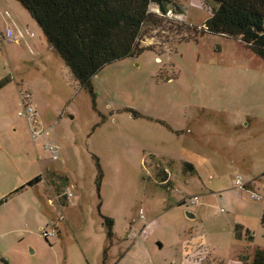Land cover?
<instances>
[{
  "label": "rangeland",
  "instance_id": "rangeland-1",
  "mask_svg": "<svg viewBox=\"0 0 264 264\" xmlns=\"http://www.w3.org/2000/svg\"><path fill=\"white\" fill-rule=\"evenodd\" d=\"M168 1L158 25L143 28L140 46L146 50L103 68L92 79L91 93L80 88L22 4L0 0L3 14L24 26L28 21V33H34L29 45L24 39L10 46L0 41V135H18L41 160L50 159L47 143L58 145L60 169L78 182L75 193L90 228L97 203L115 220L114 232L124 243L129 231L134 238L148 226L146 245L155 251L147 261L179 264L188 243L203 246L194 257L202 256L205 264H234L238 249L244 258L238 264H250L253 250H264V62L239 40L194 39V29L211 16L205 2ZM150 11L161 16L154 5ZM28 101L38 104L45 145L33 143L19 117ZM0 147L6 151L3 140ZM161 156L174 165L159 161ZM186 162L198 169L207 189L197 178L191 184L183 180ZM166 169L173 190L171 182L158 180L168 176ZM190 174L183 169V176ZM245 174L252 192L226 194L234 188L232 180ZM4 185L0 182V195ZM252 193L260 199L252 200ZM193 197L198 204L189 202ZM24 200L0 208V264H50L40 225ZM181 200L187 204L179 206ZM239 226L249 229L253 240H241ZM130 261L131 256L122 262Z\"/></svg>",
  "mask_w": 264,
  "mask_h": 264
},
{
  "label": "trees",
  "instance_id": "trees-1",
  "mask_svg": "<svg viewBox=\"0 0 264 264\" xmlns=\"http://www.w3.org/2000/svg\"><path fill=\"white\" fill-rule=\"evenodd\" d=\"M18 1L41 28L50 48L62 58L80 88L91 93L92 79L103 68L138 57L146 50L140 46L143 28L158 25V20L168 13L169 4L168 0ZM201 1L211 7V16L204 25L194 29V39L215 35L239 40L264 62V0ZM152 5L157 7L160 17L150 11ZM184 170L196 172L190 163L185 164ZM167 179L166 175L158 176L161 184ZM39 181L36 178L27 185L33 186ZM100 181L98 170V190ZM104 224L108 241L106 256L114 240V223L104 219ZM261 226L264 228V212ZM246 237L253 240L249 232ZM250 264H264V250L257 249Z\"/></svg>",
  "mask_w": 264,
  "mask_h": 264
},
{
  "label": "crops",
  "instance_id": "crops-1",
  "mask_svg": "<svg viewBox=\"0 0 264 264\" xmlns=\"http://www.w3.org/2000/svg\"><path fill=\"white\" fill-rule=\"evenodd\" d=\"M1 18L4 21L2 23ZM29 26L30 23L28 21L26 26L21 25V23L15 20L7 11L3 14L0 10V32L2 33L5 28H11L18 36L19 41L17 44L21 45L23 42L22 39L25 40L24 42L26 45L33 44L28 33ZM28 103L30 102L28 101ZM31 103L30 104L35 108L38 106L37 102L35 105L33 102ZM36 111H38V109H36ZM38 113L39 111L37 112L38 128L43 130V122L40 121L41 119L38 117ZM44 136L45 134L39 136L35 142L33 141V143L35 144L37 141H40L41 144L45 145L48 140L46 141ZM31 139L33 140L32 135ZM0 140L1 142L2 140L4 141V146L6 148V151H2V148L0 147V182H5L0 195V208L8 205L13 199L16 201V198L22 199L23 197H26L28 201L24 200L22 205L25 204L26 207L28 206V214H33L35 216L40 225V230L55 233L54 237L48 240L44 239L46 241L44 243L52 255L50 257V264H123L122 261L129 256H131L132 261L125 264H162L161 262L153 263L146 260L147 257H149V254L152 257L153 252L155 251L152 248L148 249L146 245L149 233L148 226L142 225L139 228L138 233L134 232V238L132 235L130 236L131 231H129L125 235L127 243H124L114 232L115 220L108 217L103 212L102 206L100 207V204L98 206L97 203V206H95L98 208V213L93 222V228H90V225L86 220L87 215H85L87 210L81 203V198L75 193L78 192V182L72 180L71 177L60 169V148L58 145L51 144L59 149V155L57 158L49 156V160L48 158L41 160L38 150H32L27 144H25V142H18V135H12L11 137L9 136V138L0 135ZM43 151H40L41 155H43ZM35 153L38 157H35ZM158 160L162 163L173 164L167 157L161 156ZM185 164H183V166H185ZM7 169H9V171H7ZM183 169L184 167L181 169V174L184 181H189V184H191V179L197 178L198 185L205 188L204 183L198 176V169L196 167V172L188 175V177L183 176ZM166 172L168 174V179L167 182L163 184L171 182L173 190L175 187L173 184V175L169 169H166ZM238 177H241L243 184L245 185V190L252 192L253 184L249 180L248 175H238ZM36 178L40 179L37 184L33 186L27 185ZM235 181L236 179L232 180V186H234V188L225 190V192L226 194L234 196L237 193V195L241 197L242 191L235 186ZM96 192L97 194L99 193L97 188ZM208 192L210 193L209 190ZM69 195H71V197ZM231 195H228V199ZM186 202V200H181L180 204L186 205ZM28 214L26 212V215ZM188 215L191 216L190 218H195L193 213L188 212ZM104 219H111L113 221L115 240H113V244L110 246L106 256L104 255V251L108 247V241L107 228L105 224H103ZM239 228L240 233L238 236L241 240L245 241V239H248L246 237V232L251 233V231L240 226ZM242 231H245V235H243ZM190 240H193V238H190ZM129 242L132 244L129 245ZM74 243L75 245L71 246V244ZM157 245L159 248L163 247L160 242H158ZM185 247L184 253L186 257L179 264H205L202 256L194 257L200 253L203 246L194 247L191 244L186 243ZM257 249H254L253 252ZM240 251L239 249L235 251L232 260L237 254L238 259L231 260L232 263L238 264L239 262L237 261L244 260L243 255H241L242 253H239ZM190 256H193L196 260L188 259ZM248 257L250 258V256ZM91 258H93V261H91Z\"/></svg>",
  "mask_w": 264,
  "mask_h": 264
},
{
  "label": "built area",
  "instance_id": "built-area-1",
  "mask_svg": "<svg viewBox=\"0 0 264 264\" xmlns=\"http://www.w3.org/2000/svg\"><path fill=\"white\" fill-rule=\"evenodd\" d=\"M30 37H34V33L29 34ZM19 39L18 36L15 34V32L11 28H5L1 34V42L4 45H14L18 43ZM19 117L24 118L28 124V127L30 129L33 141L35 142L37 138L41 135H44L45 132L42 129L38 128V122H37V111L34 108L33 105L30 103L24 104L23 110L19 113ZM45 149L47 153L49 154L50 157L52 158H57L59 155V149L51 144H46ZM235 186L240 190L244 191L245 190V185L243 184V181L241 177L236 178L235 181ZM71 197V195H69ZM252 200H259L260 197L254 193L251 195ZM191 204H198L199 203V198L198 197H193L192 199L189 200ZM141 215V220L145 219V216L143 214V211H140ZM55 236L54 232H46L42 231V237L45 240H48L52 237ZM135 236V235H134Z\"/></svg>",
  "mask_w": 264,
  "mask_h": 264
},
{
  "label": "water",
  "instance_id": "water-1",
  "mask_svg": "<svg viewBox=\"0 0 264 264\" xmlns=\"http://www.w3.org/2000/svg\"><path fill=\"white\" fill-rule=\"evenodd\" d=\"M189 217H191V216H189ZM193 217V216H192Z\"/></svg>",
  "mask_w": 264,
  "mask_h": 264
}]
</instances>
